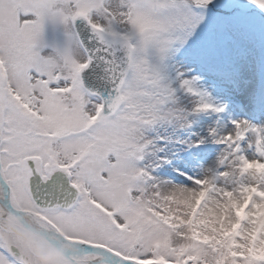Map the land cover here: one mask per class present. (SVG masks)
<instances>
[{"label": "snow or ice", "instance_id": "snow-or-ice-1", "mask_svg": "<svg viewBox=\"0 0 264 264\" xmlns=\"http://www.w3.org/2000/svg\"><path fill=\"white\" fill-rule=\"evenodd\" d=\"M0 264H264V0H0Z\"/></svg>", "mask_w": 264, "mask_h": 264}]
</instances>
